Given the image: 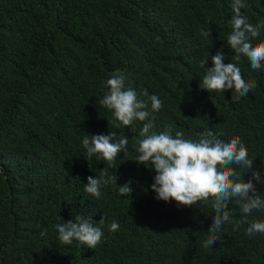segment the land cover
<instances>
[{"label":"trees","instance_id":"trees-1","mask_svg":"<svg viewBox=\"0 0 264 264\" xmlns=\"http://www.w3.org/2000/svg\"><path fill=\"white\" fill-rule=\"evenodd\" d=\"M253 24L264 21V0H243ZM232 0H0V264H264V234L249 237L247 223L223 226L221 241L202 247L213 221L212 201L188 208L155 199V172L138 158L143 123L116 128L99 104L106 81L120 69L125 87L151 104L155 133L182 131L185 138L212 131L238 137L255 159L264 196V67L236 61L227 45ZM210 30L211 37L202 32ZM264 41V30L254 42ZM224 54L256 88L238 102L232 90L208 93L200 61ZM112 131L129 139L116 169L96 199L84 191L107 162L86 159L84 135ZM240 178L251 172L233 165ZM244 173V174H243ZM116 175V181L111 177ZM243 174V175H242ZM128 181L131 196L117 186ZM233 221L243 214L233 200ZM76 215L103 217L102 241L93 250L74 241L61 246L56 224ZM264 220L254 210L248 221ZM115 221L119 229L109 231ZM46 235L41 236V231Z\"/></svg>","mask_w":264,"mask_h":264},{"label":"clouds","instance_id":"clouds-1","mask_svg":"<svg viewBox=\"0 0 264 264\" xmlns=\"http://www.w3.org/2000/svg\"><path fill=\"white\" fill-rule=\"evenodd\" d=\"M231 18L232 29L227 36V45L234 52V59L239 61L246 57L250 62L252 70L259 72L264 67V41L254 42L264 30V21L253 24L248 17L241 12L246 7L243 0H232ZM205 37H211L210 30L202 32ZM212 67L206 68L208 59L200 61L201 67L205 68L200 88L208 93H225L232 90V101L238 102L242 97L256 88L254 80H246L242 75L240 67L231 62L224 63V54L218 51L211 57ZM108 91L99 104L105 109L112 111L116 128L121 125L132 126L135 121L145 122L139 133L137 151L139 153L138 163L146 167L151 166L155 172L152 191L156 194L155 199L164 202L175 201L180 207L191 208L198 203L208 200L212 201L214 209L213 221L207 230V237L202 247H213L216 241H221L223 226L233 224V230H238L241 225L247 223L245 234L249 237L255 234H264V220L248 221V215L254 210L264 211V196H261L257 185L261 183L260 170H253L255 159L249 158L248 150L238 137L230 140L218 138L212 131L207 130L198 133V138L193 140L185 138L182 131H176L173 135L170 129L161 133H155V113L163 107L162 101L156 96H149L147 90L142 95L148 96V103L138 99L134 89L125 87V76L120 69H116L106 81ZM82 146L86 150V159L92 157L107 162L108 167L103 168L97 178L87 177L84 191L99 199L101 188L107 183L105 177L108 169H116V160L121 152L127 153L129 139L123 134L112 131L108 135L96 134L84 135ZM233 165L251 172L247 180L240 178ZM243 173V174H244ZM242 174V175H243ZM116 181L114 174L111 177ZM128 181L123 186H117L122 196H131L133 189ZM235 201L243 214L242 220L233 221L229 203ZM102 217L97 224L92 218L76 215L74 220L56 224L58 241L61 246H70L74 241L81 246L95 249L101 243L104 232ZM119 224L113 221L109 231L115 232ZM46 230L40 235L45 236Z\"/></svg>","mask_w":264,"mask_h":264}]
</instances>
